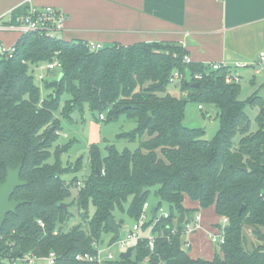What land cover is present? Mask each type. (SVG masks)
I'll return each mask as SVG.
<instances>
[{
  "label": "trees",
  "instance_id": "1",
  "mask_svg": "<svg viewBox=\"0 0 264 264\" xmlns=\"http://www.w3.org/2000/svg\"><path fill=\"white\" fill-rule=\"evenodd\" d=\"M185 55L180 45L164 42L114 44L90 52L83 41L32 33L17 40L14 57L0 63V183L8 169L21 165L25 185L11 200L24 204L0 230V264L51 251L54 264H90L76 261L75 255L93 253V243L108 237V245L114 243L107 221L119 223L121 232L126 220L132 225L139 221L145 202L168 210L167 218L141 225L142 234L150 228L154 235L153 250L143 240L129 259L120 255L121 262L107 264H264V102L256 93L240 99L239 84L226 81L225 69L185 64ZM54 60L61 64L60 73L43 82V90L49 91L43 97L33 71ZM175 71L192 78L180 83L183 98L166 92ZM195 74L201 79H194ZM190 101L216 108L219 129L212 139H204L203 129L183 126ZM83 106L103 115L100 120L120 114L134 118L137 128L119 139L138 146L132 151L107 146L106 155L90 146V170L77 189L76 178L67 183L63 176L81 170V161L63 167L60 157L69 145H55L60 127L56 115L69 118ZM246 107L258 109L254 132ZM185 199L199 208H185ZM62 204L77 208L81 225L69 227L73 215ZM210 207L228 220L224 241L211 260L193 259L182 244L184 228L200 209ZM245 230L256 243L248 242Z\"/></svg>",
  "mask_w": 264,
  "mask_h": 264
},
{
  "label": "crops",
  "instance_id": "2",
  "mask_svg": "<svg viewBox=\"0 0 264 264\" xmlns=\"http://www.w3.org/2000/svg\"><path fill=\"white\" fill-rule=\"evenodd\" d=\"M30 5L53 7L65 14L64 29L56 34L63 41L103 46L174 43L197 65L252 63L264 52V0H0V24L7 14H23ZM0 39L10 44L18 40V34L2 32ZM238 74L239 87L244 81L248 84L246 95L256 93L264 102V66L258 72L249 67ZM166 92L176 98L186 96L177 82L173 91L167 88ZM246 112L252 121L258 109ZM261 152L264 166V145ZM183 206L199 208L187 199ZM196 214L201 217V228L182 236V244L191 258L211 260L218 247L209 234L217 232L221 217L213 207Z\"/></svg>",
  "mask_w": 264,
  "mask_h": 264
},
{
  "label": "built area",
  "instance_id": "3",
  "mask_svg": "<svg viewBox=\"0 0 264 264\" xmlns=\"http://www.w3.org/2000/svg\"><path fill=\"white\" fill-rule=\"evenodd\" d=\"M65 14L53 7L37 8L30 5L23 14L11 15V13L5 16V21L0 24V33H16L18 34V39L25 34H36L41 36H46L51 39L56 38V34L64 29L65 26ZM16 42L7 44L0 39V63L11 60L16 53ZM86 47L90 52H97L101 50L104 46L100 43L85 42ZM183 62L185 64H191V61L187 55L183 57ZM203 67H209L213 71H218L220 69H225L227 74L226 81L228 83L239 84L241 78L238 74L240 70L252 67L256 72H258L264 66V52L258 53L257 59L252 63L247 62H235L232 66L225 65L224 63H213L210 65H202ZM58 69L60 71L61 64L54 60L50 63L40 64L34 68L33 77L35 82L43 84V75L37 73V71H52ZM191 75L188 72L183 76L179 72L175 71L171 78L169 79V84L177 82L178 85L182 81H191ZM194 79H201L200 74H195ZM38 84V85H39ZM40 86V85H39ZM198 109L202 110L203 107L198 105ZM103 119V115L99 116ZM58 134V133H57ZM82 186V181L78 180L76 187L79 189ZM149 202H145L141 208V213L139 221L134 223L131 228L120 232V237L115 240L111 245H106L100 247L98 244L93 243L92 247L93 253H78L75 255L74 259L78 262L90 263V264H107L115 261V255L111 251V246L117 247L122 253L126 251L128 247H134L137 242L146 241V246L149 250H153L154 247V235L148 231L146 234H142L141 225L143 223L149 222L151 220V213ZM157 217L167 218V212L163 211V208H159L156 211ZM228 223L227 218H221L219 222V228L217 232L209 234V240L215 246L219 247L224 241V226ZM40 228L43 229V223L38 222ZM201 228V217L195 214L191 223L187 224L184 228L183 236L191 234ZM187 245H185V248ZM56 260V255L54 252H49L47 255L39 256L33 253H26L15 259H11V264H54Z\"/></svg>",
  "mask_w": 264,
  "mask_h": 264
},
{
  "label": "rangeland",
  "instance_id": "4",
  "mask_svg": "<svg viewBox=\"0 0 264 264\" xmlns=\"http://www.w3.org/2000/svg\"><path fill=\"white\" fill-rule=\"evenodd\" d=\"M10 38V37H9ZM13 40L14 38L11 37ZM39 74L47 75L46 82L55 80L59 76V70L54 69L52 71H37ZM176 83V82H175ZM169 84L167 86L170 91L174 90V84ZM38 85L39 83L36 82ZM42 87L44 84H39ZM249 87L244 81L240 84L239 98L245 99L248 95ZM49 91L43 90L42 96L45 97ZM67 97L64 95L59 102V109L62 108L63 102ZM203 109L199 110L197 102L190 101L185 105L183 126L190 129H203L204 139L210 140L214 137L219 129V123L216 118V108L210 104H203ZM248 111L249 108L246 107ZM59 119L60 127L58 132V139L55 145L64 146L69 145L67 150L61 154V161L63 167L65 165H74L77 159L81 161V170L75 173H69L63 176L65 182H70L73 178L77 180H83L89 173V164L87 163L88 150L90 146H97L100 148L103 155H106L105 148L107 146H114L118 151L123 149L134 150L137 148L138 144L134 142H125L119 139V135L123 133H130L137 128V122L134 118L129 117L126 114H120L117 119L113 120H100L99 114L92 113L88 107L83 106L81 109L74 110L69 118H62L56 115ZM252 117V115H251ZM251 131L256 130L253 117L251 119ZM52 161V159H51ZM76 188H70L71 195H75ZM149 200H153L149 197ZM163 211H168L166 206L163 205ZM69 213L73 215L72 219L69 221V227L82 224V214L78 213L75 206H67ZM89 217L93 214V208L90 206L88 209ZM152 220V218H151ZM117 223V222H116ZM144 224V223H143ZM132 222L126 220L125 225L122 227L121 232H124L128 228H131ZM150 231V228L148 229ZM147 231V232H148ZM248 242L254 241V238L249 235V232L245 230ZM110 238L106 239L104 242H100L98 245L100 247L106 246L109 243ZM255 242V241H254ZM256 243V242H255ZM97 244V243H96ZM217 248V246H215ZM111 251L115 255V262H121V251L115 246H111ZM125 263V262H124Z\"/></svg>",
  "mask_w": 264,
  "mask_h": 264
},
{
  "label": "water",
  "instance_id": "5",
  "mask_svg": "<svg viewBox=\"0 0 264 264\" xmlns=\"http://www.w3.org/2000/svg\"><path fill=\"white\" fill-rule=\"evenodd\" d=\"M190 86L195 87L197 84L192 83ZM21 168L22 166L18 165L15 169H8L4 181L0 183V230L5 223L7 216L9 214H14L16 209L24 204V201L11 200L14 191L25 185V183L20 180ZM95 172L96 174L98 173L97 170ZM145 192L146 190H143L141 196L144 195ZM60 206L66 213L67 205L62 204ZM242 210L243 207L239 209L238 213L240 214ZM156 211L157 207L151 206L150 213L153 220L157 218ZM107 226L113 232L114 238L118 239L120 237V224L116 223L113 219H109L107 221ZM133 249L134 247L132 246L128 247L125 252L121 253L122 258L125 260L129 259L132 255Z\"/></svg>",
  "mask_w": 264,
  "mask_h": 264
},
{
  "label": "bare ground",
  "instance_id": "6",
  "mask_svg": "<svg viewBox=\"0 0 264 264\" xmlns=\"http://www.w3.org/2000/svg\"><path fill=\"white\" fill-rule=\"evenodd\" d=\"M54 39H56V38H54Z\"/></svg>",
  "mask_w": 264,
  "mask_h": 264
}]
</instances>
